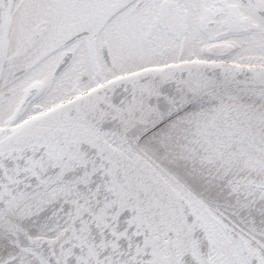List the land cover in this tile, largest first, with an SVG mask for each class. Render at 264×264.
I'll return each instance as SVG.
<instances>
[{
    "label": "snow or ice",
    "instance_id": "1",
    "mask_svg": "<svg viewBox=\"0 0 264 264\" xmlns=\"http://www.w3.org/2000/svg\"><path fill=\"white\" fill-rule=\"evenodd\" d=\"M0 264H264V0H0Z\"/></svg>",
    "mask_w": 264,
    "mask_h": 264
}]
</instances>
